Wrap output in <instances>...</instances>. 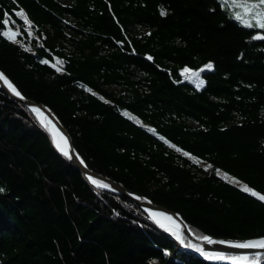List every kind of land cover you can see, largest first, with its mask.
Segmentation results:
<instances>
[{
    "label": "trees",
    "instance_id": "obj_1",
    "mask_svg": "<svg viewBox=\"0 0 264 264\" xmlns=\"http://www.w3.org/2000/svg\"><path fill=\"white\" fill-rule=\"evenodd\" d=\"M259 31L221 0H0V70L51 107L91 169L180 212L198 236L250 239L264 236V201L241 190L264 195ZM207 63L202 88L183 79ZM0 264L227 263L93 185L0 88Z\"/></svg>",
    "mask_w": 264,
    "mask_h": 264
},
{
    "label": "snow or ice",
    "instance_id": "obj_2",
    "mask_svg": "<svg viewBox=\"0 0 264 264\" xmlns=\"http://www.w3.org/2000/svg\"><path fill=\"white\" fill-rule=\"evenodd\" d=\"M222 4L226 6V10L229 12L230 18L237 21L240 25L245 28H255L259 29L257 35L253 36L254 40H264V0H221ZM18 16L23 17L26 24L31 25L30 20L27 17V14L20 10L16 13ZM160 14L166 16L167 12L163 7L160 9ZM3 23L8 24V20H4ZM17 32L12 31L11 29L4 31L3 35L13 43H17L16 36ZM29 50V49H25ZM151 59V57H149ZM47 63V61H44ZM62 64V62H59ZM212 70L213 65L211 63L207 64L204 68L193 71L187 67L182 70L181 75L184 76L186 80L192 81L195 83L196 88L200 89L204 86V80L200 78V73L204 70ZM59 70V69H58ZM0 81L11 90V92L23 99L21 93L17 88L7 79V77L0 73ZM31 111L35 114V117L38 123L49 132L51 139L54 143L55 148L62 153L63 156L69 160L73 159V154L70 151L69 140L67 136L57 128L56 124L53 123L45 113L37 107L31 108ZM139 123V121H137ZM185 156H189L188 153H183ZM78 158V157H77ZM191 158V157H190ZM81 164L84 163L82 159L79 160ZM209 167H211L209 165ZM93 185L97 188L107 189L108 184L103 183L92 177H88ZM239 183V181H235ZM241 190L245 193H250L253 197H257L259 200L264 201V195H260L257 192L253 191L247 185H242ZM139 199V198H138ZM150 218L154 221L159 228L163 229L166 232L171 233L175 238L180 241L181 244H185V237L183 236L181 225L177 220L170 214L157 211H149ZM207 244H224L231 248L236 249H264V238L256 239L244 243H236L231 241H217L208 236L199 237ZM186 247L193 248L195 251L203 255L206 259L214 261H229L230 264H258L260 259L257 256L255 259L250 260L247 255H226L221 252H208L205 251V248L202 245L198 244H185Z\"/></svg>",
    "mask_w": 264,
    "mask_h": 264
},
{
    "label": "water",
    "instance_id": "obj_3",
    "mask_svg": "<svg viewBox=\"0 0 264 264\" xmlns=\"http://www.w3.org/2000/svg\"><path fill=\"white\" fill-rule=\"evenodd\" d=\"M0 73H3V72L0 70ZM9 81L11 82V80H9ZM0 88L7 95H9L12 99L23 103L24 105H26L30 109L33 107L40 108L45 113V115L48 116L49 119H51L54 124H56L57 128H59L67 136V138L69 140L70 151L73 154V159H71L70 161L82 172V174L87 179H88V177H92V178L97 179L103 183L108 184L109 187L107 188V190H110L112 192H115L121 196H124V197L130 199L131 201L135 202L136 204L141 206L143 209H145L148 213H149V211H157V212H163V213L172 215L177 220V222L181 225L183 236L187 238L188 242L191 244L202 245L205 248V251L221 252V253H224L226 255H236V254H243V253H247V254H250L251 256L255 255V256H259V257H262L264 255V249H236V248L228 247L227 245H224V244H207L202 239H199V237H201V236H198L197 234H195V232L190 228V226L185 221V219L183 218V216L181 215L180 212H178L174 209L168 208L164 205L158 204V203L154 202L152 199H150L148 196L140 194L139 192H136L134 190H131L127 186L122 184L121 182H118L109 176H106L104 174H101V173L91 169L86 164L84 159L81 157L79 152L77 151V149L74 145V142H73V138H72L69 130L62 123V121L59 119L57 114L51 109V107H49L45 103L38 102V101H35V100H32V99L26 97L25 95H23L21 93V91L17 87L16 88L21 93V95L23 96V99L15 96L11 92V90L8 89V87L3 83V81H0ZM50 138H51V136H50ZM51 141H52V139H51ZM52 143H53V141H52ZM80 159H82L84 161L83 164H81L79 162ZM208 237H211L212 239L217 240V241H231V242H236V243H242V242H246V241L264 238V236H261V237L250 238V239H236V238H228V237H217V236H211V235H209ZM183 247H185L189 252L195 254L196 256H198L200 258H205L203 255H201L200 253L195 251L193 248L186 247L185 244ZM212 261H214V260H212ZM214 262H225L227 264H230L229 261L228 262H226V261H214Z\"/></svg>",
    "mask_w": 264,
    "mask_h": 264
},
{
    "label": "rangeland",
    "instance_id": "obj_4",
    "mask_svg": "<svg viewBox=\"0 0 264 264\" xmlns=\"http://www.w3.org/2000/svg\"><path fill=\"white\" fill-rule=\"evenodd\" d=\"M19 11H20V10H18L17 12H19ZM23 12H24V11H23ZM24 13H25V12H24ZM19 17H20L21 19H23V17H21V16H19ZM27 17H28V16H27ZM28 19H29V17H28ZM23 20H24V19H23ZM29 20H30V19H29ZM24 23H25V21H24ZM31 24H32V23H31ZM25 25H26L27 27H29V24H26V23H25ZM30 26H31V25H30ZM12 31H13V30H12ZM16 38H17V36H16ZM207 64H209V63H207ZM207 64L203 65L202 67H200V68H198V69H192V68H189V67H187V68H189V69H191V70H193V71H198V70L204 68ZM211 64H212V63H211ZM212 65H213V64H212ZM184 68H185V67H184ZM184 68H183V69H184ZM183 69H182V70H183ZM182 70H181V73H182ZM205 71H206V69L200 73V78L203 79L204 82H205V79L203 78V73H204ZM183 79L186 80V79L184 78V76H183ZM186 81H188V82L192 83L194 86H196L194 82L189 81V80H186ZM204 85H205V83H204ZM198 163H199L200 165L206 167V169H210L209 165H208L206 162H204V161H198ZM180 247L186 249V248L183 247L181 244H180ZM256 257H257V256H255V255L250 256V260L255 259ZM261 258H262V257H260L259 261L261 260ZM259 261H258V262H259ZM226 262H228V261H226Z\"/></svg>",
    "mask_w": 264,
    "mask_h": 264
},
{
    "label": "bare ground",
    "instance_id": "obj_5",
    "mask_svg": "<svg viewBox=\"0 0 264 264\" xmlns=\"http://www.w3.org/2000/svg\"><path fill=\"white\" fill-rule=\"evenodd\" d=\"M175 237V236H174ZM177 240V239H176ZM178 241V240H177ZM252 241V240H251ZM179 243H180V241H178ZM246 242H248V241H246ZM242 243H244V242H242ZM181 244V243H180ZM182 246H184V244H181ZM236 255H247L249 258H250V254H247V253H243V254H236Z\"/></svg>",
    "mask_w": 264,
    "mask_h": 264
}]
</instances>
